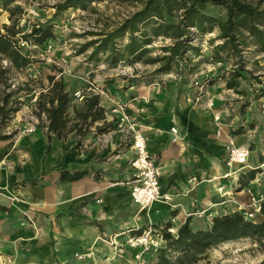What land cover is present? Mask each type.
Masks as SVG:
<instances>
[{
    "label": "crops",
    "instance_id": "obj_1",
    "mask_svg": "<svg viewBox=\"0 0 264 264\" xmlns=\"http://www.w3.org/2000/svg\"><path fill=\"white\" fill-rule=\"evenodd\" d=\"M106 85L112 94L108 101L100 99L106 120L115 117L113 103L126 105L148 152L162 166L160 188L171 195V204L153 202L142 212L132 204L128 162L133 152L130 145L112 139L118 131L88 136L75 150L74 134L48 143L37 128L32 135L0 141V264H132L139 251L126 245L128 237L166 225L177 231L184 223L183 213L193 207H212L215 216L236 212L237 205L248 200L241 193L248 185L264 192L258 183L262 172L247 185L241 173L235 187L228 189V199L216 193L218 184L227 186L228 181L215 182L226 172L231 147L245 145L250 148L249 165H264V137L250 145L243 132L229 134L216 125L207 108L174 112L172 101L160 102L162 94L139 95L119 79ZM62 173L77 174L78 179L62 180ZM210 220L192 219L190 226L205 228ZM113 243L121 247L119 254L113 253ZM73 247L71 258L67 251ZM143 258L141 264H150Z\"/></svg>",
    "mask_w": 264,
    "mask_h": 264
},
{
    "label": "rangeland",
    "instance_id": "obj_2",
    "mask_svg": "<svg viewBox=\"0 0 264 264\" xmlns=\"http://www.w3.org/2000/svg\"><path fill=\"white\" fill-rule=\"evenodd\" d=\"M146 1H94L86 4L84 10L68 8L63 11H60L58 7L66 0L18 1L16 5L20 6L21 13L12 18L17 24L15 29H21L22 35H26L33 27L43 29L50 27L52 38L47 39L41 45H36L32 40L26 41L21 38V35L14 38L19 51L30 59L31 63L18 71L11 70L8 73L9 88L0 86V99L5 94L18 92L10 101L18 102L17 106L20 108L9 121L0 122V133L4 135L17 133L16 136L32 135L23 133L26 126V116L23 117V115L31 112L39 91L49 86L47 78L54 77L55 80L63 81L66 90L71 95V105L78 111H83L86 106L85 99L92 92L87 93L82 100L76 99L74 94L78 91L83 92L90 86L87 82L92 85L93 94H99L100 99L108 101L107 98H111L112 94L106 91V84L119 79L136 88L139 95L152 97L154 93L162 94L164 98L160 102L163 104L165 101H172L174 112L184 109H206L207 103L211 101L213 106L211 109L207 108V111H212L213 117L218 116L217 123L213 118L216 125L226 127L229 134L243 132L246 138L250 139L248 142L250 145L253 144V140H262L264 137V97H262L264 56L254 53L252 48L242 52L241 62L235 57H227L224 62L214 63L211 60L212 49L220 44L219 40H215L217 33L196 35L189 41L196 52L190 51L185 55V62L180 67L182 75L174 72L158 74L157 69L160 64L149 63L150 60L162 57L164 53L161 48L170 45L171 40L163 37L152 38L146 55L135 61L122 60L111 65L107 62L108 55L90 58L92 48L83 47L91 41L102 39L104 34L117 29L133 14L140 11ZM239 1L255 9L264 10V0ZM161 10L163 20L173 24L178 22L182 13L178 10H172L171 13L166 9ZM202 13L214 19L225 20L226 18L225 9L219 6L206 5ZM10 24L9 12L0 9V32L4 33L3 25ZM151 27H153L152 24L145 31H150ZM126 43L127 37L125 36L122 40H117L115 45L116 48H121ZM49 46H51L50 50H48ZM238 65H242L252 75H248L245 82L239 81L236 89L227 90L223 83L224 79ZM0 67L7 68V62L0 60ZM66 67L71 71L70 76L61 75L62 69ZM216 78H219L216 84L204 90L200 89L199 85L203 80ZM113 119L116 120L115 117ZM115 134L120 135L122 139L113 135L114 141L126 146L131 145L130 132L124 130ZM192 134L196 136L193 131ZM234 148L250 150L245 145ZM261 172L264 173V168ZM259 179L261 180L258 183L264 186V174ZM75 251L73 247L67 252L73 258ZM146 253L147 256H145ZM143 255L144 262L151 264L156 253L147 251ZM263 259L264 241L257 243L254 240L245 239L223 244L207 251L199 264H259Z\"/></svg>",
    "mask_w": 264,
    "mask_h": 264
},
{
    "label": "trees",
    "instance_id": "obj_3",
    "mask_svg": "<svg viewBox=\"0 0 264 264\" xmlns=\"http://www.w3.org/2000/svg\"><path fill=\"white\" fill-rule=\"evenodd\" d=\"M20 0H0V9L9 12L10 25H3V34L0 32V60H5L7 68L0 67V86L9 88L7 81L11 70H20L27 67L31 60L25 57L17 48L15 37L21 35L26 41L32 40L36 45L52 38L50 27H33L28 34L22 35L21 29H15L17 24L12 18L21 13ZM104 0H66L57 6L60 11L68 8L84 10L86 4ZM206 5L219 6L225 9V20L214 19L202 13ZM169 13L172 10L182 11L176 24L163 20L162 10ZM152 24L150 31L145 29ZM216 32L215 40L220 44L212 49L211 60L214 63L224 62L227 57H235L240 62L243 51L252 48L254 53L264 56V10H259L241 3L239 0H147L143 8L133 14L114 31L104 34L102 39L91 41L83 48H92L90 58L107 56V62L115 65L124 60H137L147 53V47L151 45L152 38L163 37L171 40L170 45L162 47V57L150 60L149 63H159L158 74L174 72L182 75L180 68L185 62L188 52H196L189 43L196 35ZM127 37V43L116 48L115 42ZM213 43V42H211ZM239 62V63H240ZM195 67V66H194ZM193 68V67H192ZM248 75H252L242 65L231 71L224 79L227 90L236 89L239 81L245 82ZM179 76V75H178ZM182 78V76H179ZM49 86L39 91L36 98L33 115L38 121V129L42 130L47 142L53 137L65 140L68 135L76 137L75 150L83 147L84 139L88 136L99 137L116 130L113 119L108 122L105 110L100 104L99 94H90L86 97V106L83 111H78L71 105L70 93L61 79L47 78ZM217 79L203 80L199 85L202 90L209 88L218 82ZM18 92L8 93L0 99V122L9 121L19 111L18 102L10 99ZM264 97V93L262 95ZM15 103V106L12 105ZM241 132H234L238 135ZM0 133V141L9 140L16 136ZM49 151L47 147L46 153ZM261 169L248 171L243 175L244 184L255 180ZM45 173L42 172L41 175ZM77 180L78 175L70 176L61 174V179ZM33 182V181H32ZM190 219L186 220L175 235L167 232L169 225L158 230L163 238L164 246L158 249L151 264H199L203 255L220 245L240 240H254L257 243L264 241V202L261 204L260 217L256 221L246 220L242 213L233 212L226 215H216L205 228L190 226ZM142 231L137 233L140 236ZM264 264V259L259 263Z\"/></svg>",
    "mask_w": 264,
    "mask_h": 264
},
{
    "label": "built area",
    "instance_id": "obj_4",
    "mask_svg": "<svg viewBox=\"0 0 264 264\" xmlns=\"http://www.w3.org/2000/svg\"><path fill=\"white\" fill-rule=\"evenodd\" d=\"M51 46L48 47V50ZM61 75L70 76L71 71L66 67L62 69ZM88 86L83 92L78 91L74 94L76 99L82 100L86 94L92 92L91 84L87 82ZM202 90V88H200ZM95 94V93H94ZM211 101L207 103L208 108H212ZM33 111H36L35 104L31 108V112L26 115V126L23 133L33 134L38 127V121L33 115ZM111 114L115 116L116 130L118 132H130L132 142L130 149L133 152V156L129 161L131 168V179L128 181L130 186V198L132 204L136 206L140 212L147 211V209L154 202H160L167 205L171 204V195L165 194L160 188V177L162 173V166L157 162L155 157L150 155L146 148L145 137L142 131L130 121L128 114L126 113V105L120 102L113 103ZM216 121L219 120L218 116L215 117ZM115 130V131H116ZM174 133L175 130H173ZM249 151L246 148H230L228 151V157L225 161L226 172L222 177L218 178L215 182L220 180H227L228 184L223 185L221 183L216 187V193L221 198H229L231 194L230 189L235 187L238 176L241 173L248 172L254 169H262L264 165L259 167H251L248 163ZM237 166V168L235 167ZM215 180V179H214ZM229 189V190H228ZM241 193L247 197V202L237 205V212L242 213L243 217L249 221H256L260 217L261 204L264 202V192H258L254 187L248 185L241 189ZM100 203V201H96ZM212 207L195 208L189 212L183 213L184 222L188 219H212L215 215L211 212ZM167 232L171 235L176 234V230L172 227L167 229ZM126 245L130 249L138 250L133 256L132 264H141V257L147 251L156 252L164 245V241L160 232H156L153 229H148L140 236H132L126 239ZM115 248L114 254L121 252V247L113 243ZM115 257H113L114 259ZM78 260H82V256H77Z\"/></svg>",
    "mask_w": 264,
    "mask_h": 264
},
{
    "label": "bare ground",
    "instance_id": "obj_5",
    "mask_svg": "<svg viewBox=\"0 0 264 264\" xmlns=\"http://www.w3.org/2000/svg\"><path fill=\"white\" fill-rule=\"evenodd\" d=\"M208 108V107H207ZM210 109V108H209ZM214 118V121L217 123V121H216V119H215V117H213ZM217 125H219V124H217ZM219 128V127H218ZM146 142V141H145Z\"/></svg>",
    "mask_w": 264,
    "mask_h": 264
}]
</instances>
